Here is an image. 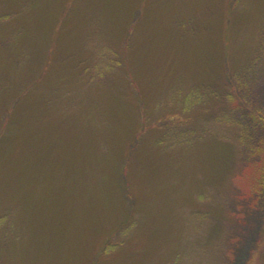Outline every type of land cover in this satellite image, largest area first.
Masks as SVG:
<instances>
[{
	"label": "rangeland",
	"instance_id": "374dc122",
	"mask_svg": "<svg viewBox=\"0 0 264 264\" xmlns=\"http://www.w3.org/2000/svg\"><path fill=\"white\" fill-rule=\"evenodd\" d=\"M248 111L264 0H0V264H264Z\"/></svg>",
	"mask_w": 264,
	"mask_h": 264
},
{
	"label": "trees",
	"instance_id": "16d2710c",
	"mask_svg": "<svg viewBox=\"0 0 264 264\" xmlns=\"http://www.w3.org/2000/svg\"><path fill=\"white\" fill-rule=\"evenodd\" d=\"M230 99L233 108L238 109L234 97ZM240 118L242 123L238 125L242 132L247 135L250 134V130L256 132L255 140L248 148L247 166L244 169H246V181L251 188L248 195L256 194V197H259L264 194V113L248 111L241 114Z\"/></svg>",
	"mask_w": 264,
	"mask_h": 264
}]
</instances>
